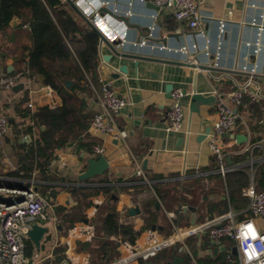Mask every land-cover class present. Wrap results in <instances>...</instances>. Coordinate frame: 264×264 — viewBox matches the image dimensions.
<instances>
[{
  "label": "crops",
  "instance_id": "obj_1",
  "mask_svg": "<svg viewBox=\"0 0 264 264\" xmlns=\"http://www.w3.org/2000/svg\"><path fill=\"white\" fill-rule=\"evenodd\" d=\"M74 2L90 20L83 5L77 0ZM199 7L203 16L199 29L212 39L213 48L218 43L219 20L227 25L218 65H215L217 59L214 54L206 56L198 52L195 62H188V56L181 52L139 46L138 42L149 33L152 25L156 26V37L152 38L155 42L171 47L194 40L201 47L204 43L196 30L177 20L173 14L159 10L151 0H110V5L103 7L109 10L104 14L119 26L126 41L121 45L119 39H114L93 23L100 33L98 80L96 84L90 81L92 92L78 91L80 106L76 113L89 114L93 118L100 109L95 90L109 84L128 99L117 117L120 126L128 132L127 142L92 128L89 122L78 138H70L65 145L55 149L56 157L50 162L51 174L44 178L37 168L25 177L10 174L20 163L15 151L23 150L12 145L16 141L29 143L39 139L40 127L36 124L34 112L41 105H61L60 95L31 76L21 81L24 86L19 90L0 91V103L10 121L8 133L0 139V182L26 188L35 178L38 190L50 189L44 195L51 201L49 214L55 222L42 241L40 253L35 249L34 257L29 258L33 259L31 264H47L48 261L52 264H96L94 256L98 259L99 253L94 255L92 251L83 249L82 242L90 243V248L96 252L99 237L94 218L107 203L115 204L122 224H130L141 231L135 243L138 245L147 243L150 230L157 235L171 233L172 221L179 225L194 224L216 218L229 210L234 211L239 220L253 216L248 198L244 196L247 202L243 205L232 202L228 178L232 181L235 177L228 175L244 170L248 180L242 190L252 181L257 189L262 190L256 179L258 166H264V52L253 53L246 42L255 39L256 28L250 20L264 8V0H200ZM71 8L81 24L91 26L83 15ZM18 19L17 27L10 26L0 33V73L17 69L28 71V51L25 48L32 41L28 25ZM251 64H258V72L253 78L262 99L252 102L245 98L237 107V123L223 136L225 164L234 169L223 175L208 146V134L216 119V92L229 93L242 84L250 77L242 67ZM122 66H125V72L120 71ZM168 86L172 89L169 90ZM175 88L184 90L181 98L183 126L180 130H169L167 114L173 103L171 92ZM194 94L200 96L196 101L192 99ZM28 127L32 129L31 133L27 132ZM238 134L245 135L246 141L238 142L233 138ZM95 145L102 146L103 153H96ZM87 146L92 148L89 153L83 149ZM247 146L254 147L253 166L250 164V152L245 151ZM100 154L108 159L106 172L94 180H79V175L87 168L88 159ZM139 166L146 178L137 174ZM153 185L161 189V197ZM103 187H109V192L105 193ZM52 188L57 190L56 194L51 193ZM96 188L101 190L93 195ZM85 202L91 204L86 206ZM156 202H160V208ZM58 206L65 207L66 211L80 207L83 216L70 228L66 227L67 223L61 226ZM134 207L138 211L132 214L130 209ZM88 224L93 226L91 238L70 234L72 228ZM122 243L124 241H118L114 261L124 254ZM234 247L237 248L235 241L229 238L215 243L206 235L195 236L188 239V250L172 246L151 259L153 264H174L176 257L184 258L181 264H185L186 258L193 264L212 260H218L216 262L220 264L227 260L229 252L238 257V248L234 253ZM58 248L63 249V257L54 263ZM218 256L220 259H216Z\"/></svg>",
  "mask_w": 264,
  "mask_h": 264
},
{
  "label": "built area",
  "instance_id": "obj_2",
  "mask_svg": "<svg viewBox=\"0 0 264 264\" xmlns=\"http://www.w3.org/2000/svg\"><path fill=\"white\" fill-rule=\"evenodd\" d=\"M92 21L110 33L114 39H119L123 45L124 38L119 26L114 23L108 14H101L103 7L110 5V0H77ZM159 10L173 14L180 22L186 23L190 28L203 37L202 47L197 40L189 44H182L178 47H171L162 42L152 40L156 37V26L150 27L149 33L138 42L141 47L150 49L168 50L181 52L188 56V62H195V55L202 52L206 56L214 54L219 64L221 57V41L226 32L227 25L219 20L217 41L213 48L212 39L203 30L199 29L203 18L200 11V0H151ZM130 13V11H129ZM250 24L256 28V36L252 41H247L253 53L264 52V8L257 16L250 20ZM244 71L250 77L238 85L229 93L217 91L216 119L208 134V146L211 153L216 156L219 162V172L223 175L234 169L225 164L226 153L224 151L223 136L229 133L238 120L237 107L245 98L252 102H259L262 99L259 87L255 85L253 76L258 72V64L244 65ZM29 71L15 70L8 73H0V91L13 89L22 80L29 78ZM96 99L100 106L92 118L91 127L109 134L110 136L127 142L128 132L118 122V114L127 105L126 96L117 93L109 84L102 85L101 89L95 90ZM173 103L167 114V127L169 130H180L183 126V106L181 98L184 90L175 88L171 92ZM10 129L9 117L5 108L0 104V139ZM96 153H103L104 148L95 145ZM254 147L247 146L245 151L250 152V164L255 163L253 156ZM139 176L145 177L143 169H137ZM35 178L31 179L30 185L26 188L11 187L0 182V264H29L25 248L28 238V231L34 223L50 227L54 224V217L49 214L52 207L51 201L35 186ZM242 195L249 200V210L252 217L239 220L234 211L229 210L216 218L204 220L194 224L179 225L172 221L173 231L168 234L157 235L150 230L147 243L131 244L122 243L124 254L110 264H135L139 259H149L156 256L162 250L180 246L188 250V239L195 236L206 235L215 243H220L226 238L235 241L238 248V257L231 252L227 254V260L220 264H264V190H259L252 181L242 190ZM173 216V214H172ZM54 221V222H53ZM49 233V232H48ZM47 233V234H48ZM71 235L82 238H91L94 234L92 225H83L71 229Z\"/></svg>",
  "mask_w": 264,
  "mask_h": 264
},
{
  "label": "trees",
  "instance_id": "obj_3",
  "mask_svg": "<svg viewBox=\"0 0 264 264\" xmlns=\"http://www.w3.org/2000/svg\"><path fill=\"white\" fill-rule=\"evenodd\" d=\"M15 16L21 19L22 24L28 25L32 41V44L25 48L28 51L29 76L40 79L44 85L52 87L60 95L62 104L56 107L49 104L38 106L34 118L40 127L39 139L31 140L29 143L17 141L13 143L15 149L23 150L18 152L14 150L20 163L10 174L25 177L37 168L40 176L44 178L51 174L50 162L56 157L55 149L65 145L70 138H78L92 121V116L90 118L89 114L79 115L76 108L80 106L78 91L92 92L90 81L96 84L98 80L100 33L86 23L81 24L69 3L62 0H0V33L11 26ZM66 80L74 82L67 86ZM5 112L7 114L6 109ZM27 132L31 133L32 129L28 127ZM81 144L83 145V142ZM83 149L89 153L92 148L87 146ZM228 176L235 177L232 181L228 178L232 202L245 204L247 200L241 191L247 183V173L244 170H237ZM256 180L259 188L264 190L262 165L258 166ZM153 188L161 197V189L157 185H153ZM39 190L46 194L50 189L44 187ZM94 190L93 195H96L101 188ZM103 190L108 193L109 187H103ZM51 193L56 194L57 190L52 188ZM85 204L88 206L91 202ZM57 214L59 224L65 226L67 223L68 228L83 216L80 207L66 211L65 207L58 206ZM119 217L115 204L108 203L96 214L94 224L99 237L96 252L90 248V243L82 242L83 249L92 251L94 255L99 253L98 259L94 256V263L109 264L114 261L119 240L131 244L137 242L141 231L135 230L130 224H122ZM25 253L28 258L34 257L35 245L30 239L26 241ZM55 255L54 263L63 257V249L58 248ZM216 259H220L219 256ZM216 261H205L204 264H217ZM47 264L52 263L48 261ZM136 264H153V259L139 258ZM185 264L193 263L186 258Z\"/></svg>",
  "mask_w": 264,
  "mask_h": 264
},
{
  "label": "water",
  "instance_id": "obj_4",
  "mask_svg": "<svg viewBox=\"0 0 264 264\" xmlns=\"http://www.w3.org/2000/svg\"><path fill=\"white\" fill-rule=\"evenodd\" d=\"M71 6L81 15H83L80 10L78 9V7L76 6L74 0H67ZM109 11L108 9L106 8H102L101 10V14H104V12H107ZM84 16V15H83ZM84 18L87 20V22H89V24L93 27V28H96L92 21L87 19L85 16ZM19 24V19L17 16H15L11 22V26L13 27H17ZM105 59H107L105 57ZM120 71L122 72H125L126 71V68L125 66H122L120 68ZM10 72V71H9ZM73 81L72 80H66L65 81V84L67 86H69L70 84H72ZM24 86V84L22 82H20L19 84H17L16 86L13 87V90H19L21 89L22 87ZM168 89L171 90L172 89V86H168ZM200 96L198 94H194L192 99L194 101H196ZM209 131V130H208ZM207 131V133H208ZM233 138H236L238 142H244L246 141V136L245 135H234ZM88 165H87V168L85 169L84 172H82L80 175H79V180L81 181H85V180H89V179H92V178H95L97 176H100L102 174H104L109 166V162H108V159L100 154V155H97L96 157L94 158H89L88 161H87ZM156 206L157 208H160V202H156ZM187 209V207H186ZM185 209V210H186ZM190 209H193L190 207ZM136 211H138V208L134 207V208H131L130 209V212L133 214L135 213ZM193 222V221H192ZM49 232V227L46 226V225H41V224H38V223H34L32 225V227L30 228V230L28 231V238L34 243L35 245V249H36V252L37 253H40L41 251V247H42V241L45 237V235ZM233 251L234 253H237V248L234 247L233 248ZM33 261V259H30L29 260V263L31 264ZM64 262L67 263L66 260H62ZM182 262H184V258L183 257H176L175 260H174V264H181Z\"/></svg>",
  "mask_w": 264,
  "mask_h": 264
},
{
  "label": "rangeland",
  "instance_id": "obj_5",
  "mask_svg": "<svg viewBox=\"0 0 264 264\" xmlns=\"http://www.w3.org/2000/svg\"><path fill=\"white\" fill-rule=\"evenodd\" d=\"M1 47H2V46H1V41H0V50H1Z\"/></svg>",
  "mask_w": 264,
  "mask_h": 264
}]
</instances>
